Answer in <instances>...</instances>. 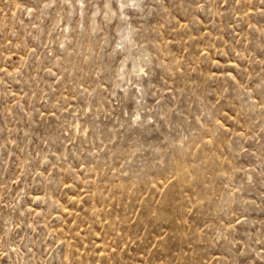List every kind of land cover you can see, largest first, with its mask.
<instances>
[{"label":"rangeland","instance_id":"374dc122","mask_svg":"<svg viewBox=\"0 0 264 264\" xmlns=\"http://www.w3.org/2000/svg\"><path fill=\"white\" fill-rule=\"evenodd\" d=\"M0 264H264V0H0Z\"/></svg>","mask_w":264,"mask_h":264}]
</instances>
